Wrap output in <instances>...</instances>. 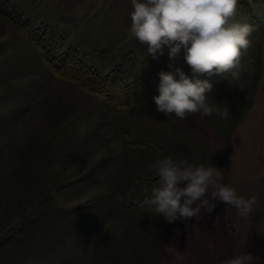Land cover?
Here are the masks:
<instances>
[{
    "label": "rangeland",
    "instance_id": "374dc122",
    "mask_svg": "<svg viewBox=\"0 0 264 264\" xmlns=\"http://www.w3.org/2000/svg\"><path fill=\"white\" fill-rule=\"evenodd\" d=\"M237 9L253 27L248 39L264 36V0ZM131 11V0H0V264H124L130 247L146 245L133 225L166 224L125 210L150 196L156 159L199 151L184 123L158 112L154 96L120 108L57 76L30 40L56 63L72 50L102 76L121 72L158 90L159 72L174 70L168 50L153 59L128 35ZM251 39L243 62L256 55ZM174 67L192 76L183 49ZM198 78L213 85L214 103L235 97L230 77ZM126 230L136 240L125 241Z\"/></svg>",
    "mask_w": 264,
    "mask_h": 264
},
{
    "label": "clouds",
    "instance_id": "9594fccd",
    "mask_svg": "<svg viewBox=\"0 0 264 264\" xmlns=\"http://www.w3.org/2000/svg\"><path fill=\"white\" fill-rule=\"evenodd\" d=\"M131 5L128 35L147 45L153 59L163 56L167 46V67L174 68L158 74L159 95L153 97L157 111L181 120L194 113L201 118L216 115L227 120L229 108L214 103L206 95L213 85L198 77L220 74L237 82L240 89L245 87L241 77L248 68L243 57L250 47L248 36L253 27L237 18L238 0H131ZM182 49L191 77L181 67H174ZM149 167L158 183L138 206L166 223L182 220L187 229L193 218L211 214L217 201L234 208L242 218L254 212L256 196L238 195L235 187L222 182L223 174L215 166L168 156L156 159ZM256 259L242 251L223 264H252Z\"/></svg>",
    "mask_w": 264,
    "mask_h": 264
},
{
    "label": "crops",
    "instance_id": "0c3cea01",
    "mask_svg": "<svg viewBox=\"0 0 264 264\" xmlns=\"http://www.w3.org/2000/svg\"><path fill=\"white\" fill-rule=\"evenodd\" d=\"M251 40L255 41L252 47L256 49L253 55L256 58L254 63L253 57H247L244 62L248 71L241 81L246 90L242 91L236 82L235 97L226 94L219 102L221 107L228 108L230 103L234 114H229L227 120L216 115L201 118L199 113L183 120L177 118L184 123L189 139L197 142L199 150L178 153L177 158L221 170L222 182L235 187L238 195L256 196L254 212L242 218L234 208L217 201L211 214L202 210V218L190 220L187 229L182 220L163 224L161 228L147 227L142 217L140 227L138 223L131 226L139 229L146 245L139 247L140 252L130 247L124 264H223L226 258L242 251L258 257L252 264H264V36ZM228 97L232 101L227 102ZM157 183L158 178L144 188L152 189ZM126 211L154 213L147 208ZM135 217L130 216L131 223L136 222ZM132 231L135 230L125 231V241L136 240Z\"/></svg>",
    "mask_w": 264,
    "mask_h": 264
},
{
    "label": "trees",
    "instance_id": "16d2710c",
    "mask_svg": "<svg viewBox=\"0 0 264 264\" xmlns=\"http://www.w3.org/2000/svg\"><path fill=\"white\" fill-rule=\"evenodd\" d=\"M30 40H33L45 53L46 60L50 63L54 74L80 85L90 93L104 97L111 105L129 108L159 93L158 90L149 87L143 78L127 82L121 72L115 71L102 76L94 68L88 67L85 61L72 50H67L65 57L56 63L49 57V51H47L49 49L43 42L38 41L33 33Z\"/></svg>",
    "mask_w": 264,
    "mask_h": 264
}]
</instances>
